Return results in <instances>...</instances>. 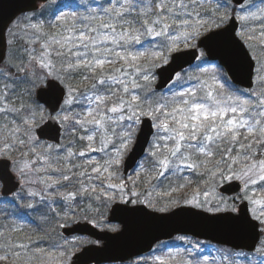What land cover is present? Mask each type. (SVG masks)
<instances>
[{
  "label": "snow or ice",
  "instance_id": "obj_1",
  "mask_svg": "<svg viewBox=\"0 0 264 264\" xmlns=\"http://www.w3.org/2000/svg\"><path fill=\"white\" fill-rule=\"evenodd\" d=\"M191 2L194 3V0ZM110 3V7L102 9L103 16L90 14L78 17L76 12L62 13L57 17L58 21L63 22L62 31L48 36L42 42L43 51L39 57L29 54L30 62L37 60L41 68L48 69V75H54L57 71V65L52 59L54 53L55 59L59 61L61 73L68 76L82 72L83 80L91 78L93 81L82 91L70 88L67 93L68 98L63 100L61 109L63 114L50 118L70 123L72 131H76L77 127L83 130L86 135L80 136L79 139L87 141L89 152L105 151L112 143L111 136H119L122 139L121 148L115 150L119 157L121 149H126L131 142L132 124L140 123L141 117H149L154 121L151 126L157 130L155 140L158 142L154 143L155 150L151 151L150 155L154 158L155 166L160 170L159 175H164L171 167L197 169L203 166L205 161L189 163L192 157L202 155L213 158L220 153L221 158L216 161V167L223 164L224 170L220 171L219 175L225 177V172H231L232 175L226 176V179H239L244 182V188L251 193L245 198L259 206L258 209H253L254 219L264 223V196H258L254 187L264 185V111H251L249 99L228 93L224 83L215 77H212V83L208 80H200L190 87L179 85L181 89L179 91L170 88V96L154 101L147 98L142 100L136 93V90L141 88L136 81V75L146 72L148 64L155 66V61L163 58L161 51H133L134 45L139 44L143 47L141 36L163 38L160 46L174 51L179 47L180 42L187 47V42L199 35V29L206 22L199 19V13H196L195 21L183 18L187 15L188 8L185 0H159L155 4V18L143 19L141 26L144 31L141 33L139 29L131 27L134 21L125 18L130 11L126 3H119V6L117 0H110ZM258 11L260 15L249 12L239 19L242 21H247L250 17L260 19L264 16V9ZM31 27L38 32L42 31V25L39 23ZM172 32L176 35H172ZM180 37L182 40L179 39ZM260 37L261 43H264V30L261 31ZM248 38L252 39L251 36ZM117 63L120 64L119 67H106ZM142 79L148 81L149 75L143 74ZM43 82L44 77L36 76L30 82L31 88L27 89L28 93L31 95L32 88L38 84L42 85ZM4 87L7 89L9 86ZM49 87L55 89L58 85L53 80L49 82ZM41 92H44L43 88ZM6 94L0 92V100H4ZM258 95L262 98L256 107L264 108V94ZM73 105H78L80 110L76 111ZM6 111L15 112L18 109L0 107V113ZM28 112L29 118L24 120V135L31 141L35 137L30 133L35 127V122L42 118L43 109L37 104L35 108L28 106ZM125 121L128 122L126 125L122 123ZM117 126L128 130L117 133ZM19 131L20 129L16 128L11 134L15 136ZM97 135L101 147L93 148L92 144L96 141ZM18 142L23 144L25 141ZM8 147L11 145H6L5 150ZM233 149H236L235 155ZM258 154L260 158H257ZM73 155L76 154L69 149L65 159ZM78 155L83 157L86 152L80 151ZM41 159L45 165L51 167L46 157ZM85 163L91 166L92 173L97 174L96 179H100L102 174L108 173L111 165L119 163V160L105 161L101 165L89 159ZM24 167L27 168L29 165L25 164ZM234 167H238L239 170L235 171ZM56 171L62 170L56 169ZM66 171L70 172L71 168ZM208 172L213 176L216 174L212 169H208ZM79 175L92 179L87 169ZM70 179L71 176L62 175V180ZM59 182L54 181V183ZM80 183L82 185L80 190L88 191L83 187V181ZM108 187L122 188L123 185L109 184ZM92 191H95V188ZM75 196V192L68 193L69 198ZM3 235L4 233L0 232V236ZM16 247L24 248L25 245H16ZM39 251L43 252V250ZM13 254L19 255V253ZM174 258V256L169 257V259ZM6 259V256H0V260ZM156 259L161 264H165L164 257H156ZM260 264H264V260H261Z\"/></svg>",
  "mask_w": 264,
  "mask_h": 264
},
{
  "label": "rangeland",
  "instance_id": "obj_2",
  "mask_svg": "<svg viewBox=\"0 0 264 264\" xmlns=\"http://www.w3.org/2000/svg\"><path fill=\"white\" fill-rule=\"evenodd\" d=\"M59 0H50L47 5L51 7ZM64 1V0H62ZM78 2L77 6H70L65 5V7L61 8L56 16V21L63 25L62 21H58L57 17L63 14H69L71 12H76L77 16H88L91 13L103 16L104 13L97 6H90L91 0H76ZM191 2V0H190ZM121 3H126V6L129 8L131 4L129 1H122ZM185 3L188 4V0H185ZM193 3V2H192ZM66 4V3H64ZM194 4L196 5L197 9L200 10L199 19L205 21L206 23L199 29V35L193 39H190L187 43L188 46L186 47L184 43L180 42L179 47L174 51H169L167 47H163L161 50L163 53L164 64L168 63L171 59L172 54L175 52L190 49L193 47H197L199 39L208 34L209 32L224 27L231 18L232 15L237 16L239 19L242 15H247L249 12H256L258 15L259 9H264V0H249L245 5L241 7H235L229 2V5L235 7L236 11L233 13L232 7L226 4L224 1H217V0H194ZM143 9L148 6L146 3L142 4ZM111 6V4H110ZM119 6V3H117ZM106 9V8H103ZM135 12V11H133ZM187 15L183 18H187L191 21H195L197 19V15L195 11H189V7L186 10ZM223 18V19H221ZM240 28H239V36L242 37V34H245L247 37L251 36L252 39L259 41L260 33L264 30V16H261L260 19H252L251 17L247 21L240 20ZM39 23V14L36 12H30L23 14L20 16L10 27L8 31V36L16 37V39L23 41V49L20 55H23L27 58L28 65L26 68H23V71H20L23 76L27 75L29 72V80L22 85L19 90L14 91L12 88L5 89V85H8L3 78L1 84L3 92H6V97L4 100H0V107L7 106L8 108H16L18 111H6L0 113V158H6L11 160V170L17 176L18 180H21L22 185L19 190L12 196L8 198H2L1 195V187L2 184L0 182V200L2 202H10L17 206L18 202H20V207L26 210L29 205L34 204L36 199L41 200V198L45 197L49 201L48 203V211L47 213H53L56 217V223L59 227L58 234H55L54 243L48 246L47 243L44 245L40 244L39 247L30 246L23 248L16 247V245H21L22 243L15 244L14 246H5L3 251L0 247V256H6V260H0V264H72L73 256L77 252H79L84 246L90 244L100 245L101 242L97 241L89 236H83L80 234H75L70 237L62 235L61 231L62 228L72 226L75 222L79 221L80 210L77 207L76 198H69L68 193L75 192L74 185L70 180L64 181L62 180V175H72L71 171H66V169L71 168L70 157L65 159L68 156V153H62L61 147L64 146L62 142L61 145L51 144L46 140H40L37 138L36 129L37 127L43 123L46 118L50 115L49 111L37 102L35 97L36 89L41 86L38 84L36 87L32 88L31 95L28 93L27 89L31 88V81L35 79L36 73H39L38 76L44 77V82L42 85L46 83L48 78H56L62 83H64L65 74H60L55 72L54 75H48V69L41 68L39 62L37 60H29V54L33 57H39L41 52L43 51L41 48H38L37 44H41L40 42V34L39 32L32 28L31 25ZM191 31V29H188ZM259 34V35H258ZM176 35V34H175ZM258 35V37H257ZM39 37V39H37ZM261 38V37H260ZM179 39L182 40V37ZM245 39V40H244ZM242 39L247 48L249 49L253 59L256 62V74L261 73L260 76V84L254 90L252 89L250 97H254L258 103L260 98H262L258 94H264V50L261 49L257 44H255L254 51L250 50L248 40L244 38ZM19 49V48H18ZM21 50V48H20ZM19 50V51H20ZM16 48L13 50L8 49V54L6 61L4 62L3 66H0V74L3 72L8 77L9 74L7 69L9 66L13 67L14 58H17L19 54L16 55ZM261 54H263L261 56ZM263 57V59H261ZM165 59L167 62H165ZM120 65L119 63H117ZM202 67L206 69L209 66H215L216 63L209 62L207 56L205 55L204 51L201 50L200 58L195 66ZM112 65H107L106 67H110ZM194 66V67H195ZM34 67L36 68L35 71ZM29 68V69H28ZM45 70V71H42ZM40 72H44L45 74H41ZM143 74L149 75V80L144 81L142 79ZM138 75V74H137ZM136 75V81L141 85L140 89L136 90V93L141 97L142 100L150 99L152 96H149L150 86L151 84L155 85L157 82V74L156 73H145L143 72L141 77ZM192 70H187L181 74H179L175 81L172 83V88H175L181 84H187L190 81V77L192 76ZM23 76L15 78L14 81H19ZM6 80H8L6 78ZM256 81V76H255ZM144 82V83H143ZM143 83V84H142ZM258 88V89H257ZM256 89V90H255ZM166 91V90H165ZM231 94H235V92H230ZM68 98V96H67ZM153 99V98H152ZM151 99V100H152ZM257 103V104H258ZM40 105L42 112V118L35 122V127L33 128L32 132L30 133L31 136L35 137V139L29 141L26 139L24 135L25 125L24 120L29 118L28 106L35 108L36 105ZM75 105H73L74 108ZM251 111H264V108H257L256 105L252 106ZM63 114L61 111L55 115ZM132 124L131 126V142L128 144L126 149H121L119 157L116 155V149L121 148L122 139L119 136H111L112 143L108 145V147L103 152H89L88 159H92L95 162L103 165L105 161H110L113 159H118L119 163L112 164L108 170V173H103L100 179H96L97 174L91 173L89 176L92 177L91 180L88 179L86 176L83 181V187L85 188H95V190L101 189L104 192L105 198L109 200V209L105 212L104 218L98 224L96 222H91L95 224L99 229H107L112 232L119 231L121 229V225L119 223H110L108 222L109 210L111 205L117 202L127 203L129 198V192L125 189L124 184L126 180L130 177H134L137 179H144L147 182L152 180L157 174H159V169L154 164V158L150 155V152L155 150L153 148L154 143H157L155 139L152 140L148 153L144 160H142L138 166L131 172L129 175H124L123 172V163L128 155L129 151L133 147L135 143L136 136L138 134L140 124ZM60 121V120H59ZM64 127V130L68 128L70 125L69 123H65L60 121ZM125 125L128 123L127 121L122 122ZM19 128L20 131L15 133V136L11 134L12 130ZM122 130H128L126 128L122 129L121 127H116V132L120 133ZM82 135H86V133L81 130ZM157 133V130H156ZM155 133V137H156ZM154 138V137H153ZM19 140H24L23 144L19 143ZM87 145V141H84ZM6 145H11L5 150ZM152 145V149H151ZM51 146V147H50ZM93 148L101 147L99 142V135H97L96 141L92 144ZM9 151V153L7 152ZM235 150H233V154L235 155ZM5 152V153H3ZM10 152L15 157H9ZM12 154V155H13ZM42 157H46L48 163L51 165H45ZM214 158V157H213ZM206 158L204 161L205 163L203 166L200 167V170L208 172V169H212L216 174L215 176L211 175L214 180L211 184L206 183L205 189L201 190L200 188L196 190V194L192 195L191 197L187 198L185 201L186 205L194 206L206 210L210 213H219L225 211H233V209L237 210L238 204L242 200H247L250 203L251 213L254 217L253 209H258L259 206L254 205L250 200L246 199L245 197L250 193V190H246L245 188L242 190L240 196L234 198L236 204L228 199L227 196L221 194L219 192V186L225 182H228L233 179H226V176L232 175L231 172H225V177L219 175L220 171L224 170V165L220 164L219 167H216V161L220 160V156L216 158ZM193 162V161H188ZM147 163H150L151 166L147 167ZM28 164L29 167L25 168L24 165ZM242 166V165H241ZM183 167V166H182ZM190 170L192 168L187 167ZM23 169V171H21ZM56 169H60L62 171H56ZM235 171H238V167H234ZM54 181H60L59 183H54ZM67 183V184H66ZM71 183V184H70ZM216 183L218 186H216ZM65 184V185H64ZM79 181V185H80ZM109 184L115 185H123V187H116L110 188L108 187ZM260 186L257 185L255 187V191L259 195V190L261 189ZM171 192L169 191L170 194ZM207 193V195H205ZM262 196V195H261ZM76 197V196H75ZM57 203H61L60 206H57ZM145 204L149 209L159 211V212H168L178 206L181 205L179 202L175 201H168L166 202L160 210H156L153 208L152 205L148 201L142 202ZM138 204L136 201H133L131 205ZM0 206V212H1ZM236 212V211H234ZM90 216L93 218L98 217V209L94 208L92 211L89 212ZM42 213H39L41 217ZM45 215V213H44ZM46 217V215H45ZM96 219V218H95ZM43 221V219H40ZM20 222V221H19ZM17 223V225H22L23 223ZM83 222V221H81ZM104 224L102 225V223ZM264 226V223H261ZM16 226V225H15ZM264 229V227H263ZM0 232L4 233V230H0ZM4 236V235H3ZM2 238V236H1ZM174 239V238H173ZM9 243L11 241H8ZM175 247L173 249H169L167 252H173L175 255H182L188 254L191 256L192 254H202V260L204 263L202 264H220L221 262H226V264H260L261 260H264V240L262 241L261 246L255 251L253 255L245 256V254L241 251H230L226 248H221L220 246L213 244L209 241H203L199 239H195L192 237L186 236H177ZM24 245V244H22ZM170 245L168 243H161L155 246L154 250L145 254L143 256L133 258L129 261L122 262V263H105V264H148L149 262L159 261L156 257H162L160 255L159 249H162L163 246ZM52 247V248H51ZM9 248V249H8ZM14 250V251H13ZM39 250H43L40 252ZM13 253H19L18 256L14 255ZM63 253V255H61ZM205 257L207 259H205ZM182 258V257H181ZM178 259V258H175Z\"/></svg>",
  "mask_w": 264,
  "mask_h": 264
},
{
  "label": "water",
  "instance_id": "obj_3",
  "mask_svg": "<svg viewBox=\"0 0 264 264\" xmlns=\"http://www.w3.org/2000/svg\"><path fill=\"white\" fill-rule=\"evenodd\" d=\"M49 0H0V65L8 52L7 31L21 14L39 10ZM242 5L248 0H231ZM240 23L236 16L222 28L202 36L197 47L172 54L170 61L156 70V90L166 89L181 71L193 66L204 50L210 62H218L226 70L230 80L237 86L252 89L255 84L256 62L249 49L238 36ZM55 80L58 87L52 89L49 82ZM41 88L44 92H41ZM66 96L65 86L50 78L36 90V99L51 113L60 110ZM59 105V106H58ZM149 117L142 119L136 141L124 161V174L136 166L147 151L155 132ZM40 139L60 143L62 127L58 120L51 119L37 129ZM2 193L12 194L20 185L11 171V161L0 159ZM244 187L240 180L223 184L219 191L227 196L238 194ZM111 223L121 224V230H101L90 222H77L63 228L66 236L87 235L102 245H88L73 256L72 264H103L125 262L153 250L154 246L176 235L193 236L198 239L229 246L235 250L254 251L261 239L260 223L250 212L249 202L239 204L237 212L227 211L211 214L192 206H179L169 212H157L143 204L128 205L117 202L112 205L108 217Z\"/></svg>",
  "mask_w": 264,
  "mask_h": 264
},
{
  "label": "trees",
  "instance_id": "obj_4",
  "mask_svg": "<svg viewBox=\"0 0 264 264\" xmlns=\"http://www.w3.org/2000/svg\"><path fill=\"white\" fill-rule=\"evenodd\" d=\"M122 1L124 0H117V3H121ZM126 1L130 2L131 7L129 13L126 14L125 18L129 21H134L135 23H133L131 27L135 29H139L140 32L143 33L144 29L142 28L141 23L143 19L155 18V11H154L155 4L158 3L159 0H126ZM141 3L142 4L146 3L148 6H146V8L143 9V5H141ZM225 3L229 5L228 1H225ZM110 4H111L110 0H91L90 6L91 7L97 6L99 10H101L103 8L110 7ZM65 5H70L74 7L78 5V2L76 0H64V1L59 0L51 7H49V5L47 6L44 5L40 9V11L36 12L39 14V24L42 25V31L39 32L41 44L40 45L37 44V46H39L38 48H41L43 50L42 42L45 41L48 36L62 31L63 25H61L59 22L56 21V16L58 12L61 10V8L65 7ZM229 6L232 7V11L234 13L236 11L235 10L236 8L233 7L232 5ZM188 7H189V11H195L200 15L199 12L200 10H198L196 5L190 2V0H188ZM171 34L175 35L176 33L172 32ZM241 38L249 39L245 34H242ZM258 38L259 41L255 39L248 40L250 50L254 51L255 44H257L259 47H261V49L264 50V43H261L262 38L260 37ZM162 39L163 38L149 37L146 35H142L141 42L143 47H141V45L139 44L134 45L132 50L133 51L147 50L148 52L159 51L162 49V47L160 46ZM8 46L10 50L16 48L15 53L16 55L19 54V56L17 58H14V61L12 63L13 67L9 66V68L7 69L6 72H8L7 74H9L8 77L5 75L4 72L0 74V83L2 82L3 78H5V81L7 82L9 88L13 87L14 91H17L20 89L22 85H25V83L29 80V78H26L29 76V72L27 73V75H24L26 77H24L23 74L20 72L21 71L20 69L23 68L25 69L28 63H27V58L23 55H20L23 49V41L16 39V37L14 38L12 36H8ZM263 54H261V56ZM52 59L57 65L56 72L63 74L59 71V61L55 59L54 53ZM261 59H263V57H261ZM163 64H164V59L163 58L158 59L157 61H155V66H152V64L147 65L146 72L152 74L156 73L157 68ZM113 67H119V65L117 64L113 65L111 68ZM35 70L36 68L34 67L33 71ZM189 70H192L193 75L190 77L191 78L190 81L187 84H184L185 86L190 87L198 83L200 80H208L209 83H212V77H215L220 82L224 83L225 90L228 93L235 92V95H239L241 96V98L244 99H249L251 102V107L257 105L258 103V101L254 97H250V95L252 94L251 93L252 90H245L233 85L230 82L225 70L219 64L215 66H209L206 69H203L202 67L196 65L195 67L193 66L189 68ZM40 73L45 74L44 72H40ZM38 75L39 73H36V76ZM82 75H83L82 72L73 73L68 76L65 75L64 77L65 79L63 81L68 91L70 88L78 91H82L93 82L91 78H89V80H83ZM141 75L142 73L138 74L137 76L141 77ZM20 76H23V78H21L19 81H14L15 78ZM260 76L261 73L256 74L255 88L258 87V85L260 84V79H261ZM225 77L227 78V80H225ZM6 78L8 80H6ZM172 86L173 85L171 84L166 91H156L154 89V85L151 84L149 88L150 89L149 96H152L153 99L151 97L150 99L154 101L161 97L170 96L171 95V93L169 92L170 88L173 91L181 90L178 86L175 88H172ZM4 90H2L0 84V92H3ZM74 109L76 111L80 110L78 105H75ZM80 136H82L80 129L77 127L76 131H72V125L70 124L68 128L64 130L63 139H62L64 146L61 147V149H62V153L67 154L68 150L70 149L74 154H76L70 157V163L72 169L71 172L73 175L70 181L75 187L73 191H75L76 193L75 200L77 202V207L80 210L79 220L91 221L99 224L104 218L105 212L109 209V200L105 198L104 192L101 189L92 191L93 188L91 189L87 188L88 191L86 192H82L80 190L82 185L81 184L79 185V181H82V179H84L86 176H80L79 173L84 171L85 169H87L88 175L92 173L91 166L85 163L87 160H89L88 156L90 154H88L87 145L85 144V142L79 139ZM154 139H155V135L152 140ZM151 149H152V145H151ZM80 151H85L86 155L83 157L79 156L78 153ZM7 152L9 153V151ZM12 154L13 153L10 152L9 157L13 158L17 156ZM219 155L220 153H217L214 156V158L218 157ZM257 158H260L259 154ZM205 159L206 157H203L202 155H197L192 157L191 161L199 162V161H204ZM173 163L175 164L176 162L174 161ZM77 165L81 167H76ZM149 166H151V164L147 163V167ZM213 180L214 178L210 175V173L200 170V167L192 170H189L187 167H181L180 169L171 167L169 171L164 173V175L157 174L149 182H147L144 179H137L134 177H130L126 180L124 186L125 189L129 192V198L127 201L128 204H131L133 201H136L137 203L148 201L152 205H154L153 208H155L156 210H160L163 207V204L166 205L165 203L168 201H175L181 204H185L187 198L196 194V190H198L199 188L201 190L205 189L206 183L211 184ZM216 186H218L217 183ZM260 188L261 189L259 190V195L264 196V185L260 186ZM173 189L176 190L174 191ZM169 191L171 193L167 194L169 193ZM230 200L236 204L234 198H231ZM48 203L49 201H44V200L42 201L36 199L34 201V204L29 205V207L26 210L20 207V202H18L17 206H14V204L10 202L0 203V206L2 207L0 212V230H4V236H2V238L0 236V247L2 251L3 248L7 245L8 246L11 245L12 247L15 244H19V243L24 244L26 246V249L28 246L33 248L36 247V245L37 247H39L40 244L44 245L45 243H47L48 246H50L49 244L52 245L54 243V239L56 238L55 234L56 233L58 234L59 227L57 226L56 223L55 214L46 212L48 211ZM57 204H58L57 206L61 205V203H57ZM94 208L98 209V217L94 216L92 218L89 212L92 211ZM39 213H42L41 217L39 216ZM40 219H43V221H41ZM18 222L19 223L22 222L23 224L17 225ZM103 224L104 222L102 223V225ZM12 229H16V231H12ZM176 238L170 241L162 242L165 244L168 243L170 245L167 246L165 245V247L163 246L162 249H159L160 255L165 258V264L204 263V261L201 259L202 254H192L191 256H189L188 254L175 255L173 252H167L169 249H173L175 247ZM8 241L11 242L9 243ZM23 251L25 252L24 248ZM250 255H252V253H245V256H250ZM171 256H174L175 258L178 259L175 258L169 259V257ZM148 264H161V262L154 261V262H149ZM220 264H225V263H220Z\"/></svg>",
  "mask_w": 264,
  "mask_h": 264
}]
</instances>
